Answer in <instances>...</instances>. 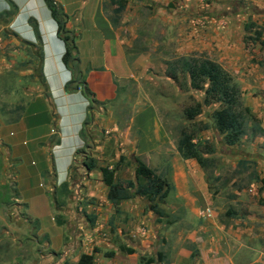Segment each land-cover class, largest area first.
Listing matches in <instances>:
<instances>
[{"label": "crops", "instance_id": "crops-1", "mask_svg": "<svg viewBox=\"0 0 264 264\" xmlns=\"http://www.w3.org/2000/svg\"><path fill=\"white\" fill-rule=\"evenodd\" d=\"M53 1L67 16L65 28L74 39L77 74L62 64L64 45L43 0H0V83L8 78L28 83L23 89L28 99L17 117L0 113V146L2 154L18 163L16 192L28 220H32L30 214L38 217L40 238L46 235L43 231L48 227L43 229L41 223L51 213L57 188L68 183L73 192L59 197L63 199L59 206L53 202L52 210L62 221L58 226L50 215L54 244L43 240L42 250L35 251L32 260L20 253L0 252V264H76L81 255L91 256L92 264H141L147 258L153 260L149 264H264V185L260 182L264 179V133L251 142L239 140L238 159L251 165L258 181L253 180L247 191H236L229 217L214 210L209 218L202 216L200 206L215 204L204 169L193 159L180 158L153 107L142 102L141 90L128 87L116 94L121 85L114 74L131 67L126 51L135 37L132 27L126 26V16L112 24L103 10L104 0ZM134 17L132 13L129 18ZM194 18V36L202 28L209 35L216 24L233 21L228 16L215 20L205 13ZM243 28L244 23L242 33L238 32L241 40L246 34ZM228 29L231 33L229 25ZM225 45L230 50L240 47L238 41L229 44V39ZM75 75L89 95L80 88L64 90ZM260 85L251 101L246 93L242 95L264 132L263 82ZM122 109L129 111L127 117ZM80 150L85 154L75 157ZM163 155L173 189L156 202L162 216L136 195L117 205L106 198L99 168H115V181L136 183L130 157L160 174L164 173L160 171ZM85 158L94 162L90 171L84 168ZM171 193L175 198H169ZM82 201L85 205L76 208ZM4 239L9 241L0 240V250H14L13 239Z\"/></svg>", "mask_w": 264, "mask_h": 264}, {"label": "rangeland", "instance_id": "rangeland-1", "mask_svg": "<svg viewBox=\"0 0 264 264\" xmlns=\"http://www.w3.org/2000/svg\"><path fill=\"white\" fill-rule=\"evenodd\" d=\"M162 1H131L125 3L118 15V19L126 16V26L132 27L135 37L132 46L126 51L131 67L114 74V77L118 78L116 83L121 85L116 94L119 95L123 88L128 87L141 90L142 102L153 107L150 106L155 110L173 146L176 144L179 131L185 128L189 132H194L193 142L198 145L201 152L204 151L203 146L206 144L212 147V153L202 154L207 164L204 168L207 186L210 193H213L215 201V204H211V208L208 209L220 213L219 216L228 214L226 217H229L233 210L230 203L238 197L236 191H247L255 183L253 180L258 181V178L253 176L255 172L250 164L238 159V151L242 143L239 141L238 145L226 146L222 136L215 131L210 116L217 108V104L201 106L200 114L192 121H186L182 114L183 109L192 106L195 102L201 103L203 91L190 88L186 75L180 70L178 60L181 57H197L200 54L213 60L230 74L242 94L246 93L251 101L262 88L260 83L263 82L264 88V0ZM116 6L113 0H104L103 10L110 20L116 17L112 13ZM132 13L135 17L129 18ZM203 13L211 15L215 20L218 17L228 16L232 17L233 21L231 24H220L222 21L219 20L220 25L214 24L215 27L209 35H206L202 28L201 34L194 36L191 30L196 26L194 17ZM243 23L249 29L241 40L238 32L242 33ZM228 25L232 29L231 33ZM68 32L73 38L70 30ZM254 32H257V37ZM227 39L229 44L231 42L236 44L238 41L239 49L234 47L230 50L231 47H226ZM172 66L176 68V79L168 76V70ZM14 79L8 78L6 82L0 83V113L4 117L10 115V119L17 117L19 110L28 99L23 92L28 83L22 79L20 81ZM125 81L126 84L129 83L128 86L122 84ZM241 99L245 106L246 99L243 95ZM115 102L116 99L110 104ZM7 110L11 111L10 114L4 115ZM122 113L127 117L129 111L122 109ZM202 125H205L206 129L201 130ZM249 126L247 123L246 133L241 137V140L245 139V142L253 140ZM1 150L0 146V240L10 237V240L12 238L15 243L14 250H10L9 247L0 252L4 251L5 255L20 253L21 257L29 256L32 260L35 251L42 250L43 240L54 244L52 240L54 230L52 231L49 225L53 223L50 215L54 221L53 216L57 214L53 211L54 209L52 210V201L51 213L49 212L48 218L41 223L43 229L44 226L48 229L46 232L43 231L46 235L40 238L41 233L37 232L36 226L38 217L30 214L32 220H28L24 213L25 207L16 192L14 169L18 163L8 159L6 153L2 154ZM163 158L164 165L160 167V171L167 172L166 155H163ZM22 163L25 164V161L22 160ZM253 177L255 179H252ZM31 182L33 183L32 180ZM40 183L42 186L45 185V178L40 179ZM245 193L247 196V192ZM175 196V193H171L169 198H175ZM80 205L84 206L85 203L79 202L76 208L79 209ZM215 207L218 208L215 209ZM199 208L203 210L206 207L202 205ZM202 219L204 218L201 217L200 222L203 221ZM15 257H17L15 262L18 263V256Z\"/></svg>", "mask_w": 264, "mask_h": 264}, {"label": "trees", "instance_id": "trees-1", "mask_svg": "<svg viewBox=\"0 0 264 264\" xmlns=\"http://www.w3.org/2000/svg\"><path fill=\"white\" fill-rule=\"evenodd\" d=\"M43 1L46 4L51 18L56 24L57 36L64 45V53L61 59L62 64L64 67L70 69L73 74H77V58L75 55L74 41L65 28L67 16L53 0ZM113 1L117 5L112 10V13L116 17L112 19L111 22L115 25L119 13L124 8L125 1ZM243 29L244 32L247 33L249 27L244 26ZM254 34L255 37L258 36L257 32H254ZM178 61L180 62V70L186 75L190 88L203 91V99L201 103L195 102L192 106L183 109L182 114L186 121H192L197 117L200 114L201 106L217 104V108L212 111L210 118L213 122L215 131L222 136L223 143L226 146L235 145L241 137L245 135L247 123L250 125L249 130L252 137L264 133L259 126L258 119L243 105L241 99L242 91L233 82L230 74H228L219 64L201 54L197 57H181ZM175 70V66L169 68V78L176 79ZM79 80L78 76L75 75L74 80L72 79L65 84L64 90L71 92L80 88L83 93L89 95L82 80ZM87 123L88 118L86 117L84 125ZM200 129L204 130L206 129V126L202 125ZM193 136L194 132H189L185 128H182L179 131L176 141V152L180 158L184 160L193 159L202 169H204L207 164L206 160L202 158V154H210L213 152V149L206 144L203 146L204 151L201 152L198 145L193 142ZM81 152L85 154L83 150H80L75 153L77 154L75 157H78V154ZM85 159V163H83L84 168L86 171H90L94 167V162L91 159ZM119 161H121V158ZM133 165L136 183L130 180L123 182L115 181V168H99L102 182L107 188L106 198L113 205H117L122 200H125L132 195H136L146 200L150 211L157 216H162V212L157 209L156 202L163 201L173 189L171 183H169L166 177V171L157 174L154 170L136 159L133 162ZM253 176L255 177V175ZM254 177L252 179H255ZM260 182L264 185V179H260ZM69 193L68 183L60 184L57 188L56 197L53 199L56 207L62 203L59 197L66 198ZM225 216H228V214H225ZM53 217L56 225L59 226L62 224L59 216L54 215ZM121 249L127 254L131 253L130 249ZM152 261L151 258H147L145 260L142 259L140 263L149 264ZM76 264H92V258L89 255H81Z\"/></svg>", "mask_w": 264, "mask_h": 264}, {"label": "built area", "instance_id": "built-area-1", "mask_svg": "<svg viewBox=\"0 0 264 264\" xmlns=\"http://www.w3.org/2000/svg\"><path fill=\"white\" fill-rule=\"evenodd\" d=\"M201 215L209 218L212 215V211L208 208L203 209V211L201 212Z\"/></svg>", "mask_w": 264, "mask_h": 264}, {"label": "water", "instance_id": "water-1", "mask_svg": "<svg viewBox=\"0 0 264 264\" xmlns=\"http://www.w3.org/2000/svg\"><path fill=\"white\" fill-rule=\"evenodd\" d=\"M130 161H131V162H134L135 160H134V158H133V157H130Z\"/></svg>", "mask_w": 264, "mask_h": 264}]
</instances>
